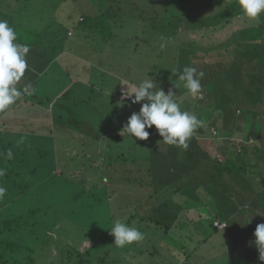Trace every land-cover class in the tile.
Wrapping results in <instances>:
<instances>
[{"label": "rangeland", "instance_id": "rangeland-1", "mask_svg": "<svg viewBox=\"0 0 264 264\" xmlns=\"http://www.w3.org/2000/svg\"><path fill=\"white\" fill-rule=\"evenodd\" d=\"M8 1H12L13 9L19 10L18 13L23 12L21 9L26 12L29 9L37 17V0ZM40 1L46 5L48 3L49 8L46 6V10H50L51 16L64 18L63 22L68 19L66 12L71 8L75 24L69 22L56 26L54 23L63 41L59 42L58 47L55 46L58 52L49 54L50 57L58 58L59 62L52 66V71L45 78L50 91V103H46L47 99H42L43 106L29 105L18 110L14 118L22 120V123H12V119H8L9 126L14 129L12 131H18L11 134L21 130L26 132L30 127L39 129L33 134H27L26 145L17 149L19 155L16 159L11 158L12 162L21 161L20 167L15 164L16 170H12L14 173L0 177V185L7 189L5 197L0 199V237L6 235L19 244L7 256L6 264H177L180 259L186 261L188 255L192 254L195 255L193 260L203 261L198 264H249L243 259L245 254L234 252L232 245L242 247L245 244L240 227L244 229L243 235L247 230L253 234L255 226L252 224H256L253 221L256 216L250 212L257 204L263 202L264 205L262 121L259 122L261 127L255 131L262 147V157L257 159L256 153L252 156L250 153L249 158L254 166L246 162L247 173L244 177L237 175V178L232 174L237 169V158L231 157L228 164H213L215 174L212 176L189 173L187 178L191 181L184 182L183 178L186 177H181L183 169L180 165L179 169L173 168V157H169L171 151L165 144L153 151L152 161L148 162L140 156L141 150L138 151L139 146L135 144L138 143L137 138L132 140L127 134L119 140L109 137H114L113 130H121L130 115L140 109V104L129 106L128 102L123 107L118 106L122 91L126 89L120 83L128 81L138 84L150 77L156 83L161 82L156 74L151 73L153 69H164L154 50L164 47L166 57L170 58L174 43L184 41L206 49L225 42L242 27L257 25L260 18L253 20L243 17L241 10L235 11V15H230L229 19L217 17L215 14L223 8L219 0H190L188 5L193 4L196 9L195 12L190 11V14L198 15L197 18L192 22H185L187 10H180L182 26L177 33V40L162 43L156 36L150 37V40L145 35L135 37L137 31L126 25L127 21H121V15L123 19L130 20L133 14L137 20H143L140 22L148 25L152 21V15L157 16V19L165 15L166 0H68L69 6L63 3L64 0H38ZM56 3L59 4L55 5ZM102 3L112 4L102 8ZM5 7L0 1V9ZM83 13L96 16L97 23H81L85 16H82ZM105 13L116 20L107 21L104 25L102 18ZM19 19L22 26L29 25L28 16L23 15ZM134 23V28L138 29L137 23ZM30 25L36 26L35 20ZM71 34L73 35L70 36ZM80 37L85 40L79 41ZM67 39L70 44L66 43ZM136 41L139 42L138 45ZM70 78L73 81L71 85L79 81L73 89L69 86ZM102 78L109 81L108 89L105 90L114 92L115 96L103 92L94 94L95 101H91L89 105L88 102H81L82 95H75V91L83 92L86 97V92L92 91L90 87H86L87 91L84 92L85 86L82 83L97 84L93 85L97 90L106 86ZM177 79L178 76L174 75L160 87H164L166 93L171 88L181 108L197 116L198 104L204 106L205 103L200 102L204 92L198 98H193ZM174 81L177 88L174 87ZM50 106L51 111L54 107V113L50 112ZM100 108L103 109L99 113L102 116L96 115ZM109 110L118 112L114 117L115 125L106 135L104 130L110 127L107 116L111 113ZM11 111L10 109V114ZM122 111L125 112L123 116ZM5 113H9V110ZM25 115L30 117L25 118ZM214 115L217 124H211V121L205 123L206 132L204 135L198 134V137L200 144L216 154L221 161L224 156L217 149L227 145V139L237 141L235 146L238 149L242 142L255 141V138H247L245 128L237 131L227 129L221 111H215ZM249 121L250 119L247 121L248 126ZM156 134L158 137L157 132ZM35 142L40 149L34 147ZM159 144L161 140L153 138L152 145ZM229 144L232 146L233 143ZM29 149L34 150L30 152ZM7 159L9 157L6 155V162H0V169L5 174L9 170L10 161L7 162ZM232 161L235 166L231 169L234 164ZM256 161L260 163L258 167ZM157 169L163 173L155 176L154 174H158ZM257 187L260 188V194L254 198V189L257 190ZM196 189L195 196L198 198L193 196ZM183 193L190 194L188 201L175 198L181 197ZM160 201L167 204L168 210L177 212L179 207L177 209L174 202L193 208L197 214L203 215V223L201 220L197 221L199 218L195 214L192 221L184 223V227L167 232L163 225V222H169L167 215L147 213L150 202L159 204ZM208 209L215 215H221L222 212L234 214L232 217L236 220L230 225V231L219 229L211 232L205 222L207 220L212 227ZM14 216H21L23 222L19 224L7 221ZM117 219L138 228L144 233V239L124 248L116 247L110 230ZM253 243V249L258 251L257 245ZM229 246L232 247V254H229ZM205 255L211 256V259ZM256 257H259V251ZM259 264H264V261L260 260Z\"/></svg>", "mask_w": 264, "mask_h": 264}, {"label": "trees", "instance_id": "trees-1", "mask_svg": "<svg viewBox=\"0 0 264 264\" xmlns=\"http://www.w3.org/2000/svg\"><path fill=\"white\" fill-rule=\"evenodd\" d=\"M5 7V9H0V19L7 20L9 25L12 26L18 36V43L28 44L30 46V52L27 55V61L29 65V69L26 71L25 76L22 78V80L19 82L17 87L22 88L25 84L31 83L34 92L31 96H25L19 101L15 106L11 108V114L13 116L18 113V110H22L29 105L37 104V105H44L42 103V99H47L46 103H50L51 101L50 96L48 94L50 91L47 89L48 86L45 84V89L43 90L44 93L40 92L42 91V83L40 84V87L38 91L36 90L38 88V83H40V74L45 72L47 70L48 66L50 65V62H52V57H50L49 54H51V51L55 49V46L58 47L59 42L63 41L61 36V33H59V30L55 28L54 23L56 26L60 24H67L69 22H73L74 16L71 14L73 13L72 9L69 8V11H67L68 19H65L63 22V19L51 16L50 10H46L49 8L48 3L47 5L43 3V1L38 2L36 1V5L38 7V15L37 17L33 16V12H29L30 10L27 9V12L23 10V12H20L19 10L16 11L15 8L13 9V3L12 1L8 0H0ZM30 1V0H27ZM68 0H64V4L67 3ZM190 0H166L165 4V15H163L160 19H157V16L152 15V21L150 24L146 25L144 22H140L143 20H137V18L133 17V14L130 16V20L123 19V15H121V21L126 22L125 24L128 26H131L134 31H137L135 33V37H144L150 40V37L156 36L158 40H161V42H169L173 41L174 39L177 40V33H179V29L182 26V19L180 17V10H187V16L185 19V22H192L194 21L196 16L190 14L191 12H195L196 9L191 4L189 6ZM220 6L223 8H219L220 11L215 14V16L225 17L226 19H229V16L234 14L235 11L241 10L238 4V0H219ZM59 3H56L55 5H58ZM63 4V5H64ZM103 4V3H102ZM109 4H103L101 5L102 8L108 7ZM12 6V8H11ZM69 6V4H68ZM191 11V12H190ZM228 11L227 14H223L220 12ZM12 12V13H11ZM71 12V13H70ZM25 13V14H24ZM83 13L82 16L84 18L82 21H79L81 23H84V25H91L92 23H97L95 21L96 16H91L90 14ZM213 14V13H212ZM28 16L29 17V25L28 26H22L20 24V19L22 16ZM213 16V15H212ZM211 17V16H209ZM207 17V18H209ZM135 18V20H133ZM202 18V17H200ZM260 22L257 25H249L242 27V29L237 30L228 40H226L223 43L216 44L215 46H211L206 49H202L201 47L196 46L193 43H186L180 42L178 44L174 43L172 51V57L167 58L165 55V49L164 47H161L160 49L154 50L156 54L160 57V60L164 66V69L160 71H156L153 69L151 71L152 75L156 74L159 79H161V82L158 83L159 86L165 81H168L172 78L173 73L171 72L173 69H179L180 71L183 70L185 66L189 67H196L198 70L204 72V77L201 80L202 84V92H204V97L202 100H200L201 104L203 102L204 106L198 104V115L197 117L204 121V127L199 128L194 137L188 142L189 147L187 150H184L182 148L167 145L161 142L159 145H152L153 138H159L162 141V137L158 136L156 134L155 126H153L151 129H146L149 131L150 135L147 140H139L135 137H132L131 139L136 141L138 143H135L136 146H139L138 151H140V156L144 157L143 159L150 162L152 161V153L155 149L158 148V146H168V149L171 151L169 154V157H173V168L179 169V165L184 171H187L186 174H192L195 175H201V174H208L213 175L215 174L213 164L217 162H221L222 164L230 161L231 157L237 158V169L232 173L234 177H238L237 175L244 177L247 173V170L245 168L246 162H250L249 165L254 166V163L251 164V159L249 158L254 153L255 158H261L262 153L260 152L262 150V147L260 146V143L258 141V138L255 136L257 131L261 125H259V122L262 121V125L264 126V14H262L260 17ZM19 19V21H18ZM157 19V20H154ZM35 20V25H30V22H33ZM37 20V21H36ZM116 19L113 17H108V14L105 13V15L102 18V23L105 25L107 21H115ZM187 20V21H186ZM200 20V19H198ZM137 23L138 29L134 28ZM198 22V21H196ZM101 26V25H100ZM99 26V28H100ZM103 27V26H102ZM115 35V32L113 33ZM71 34L70 36H72ZM132 35V34H131ZM155 37V38H156ZM83 41L84 38L80 37ZM78 40V39H77ZM66 43H69V39L65 40ZM70 44V43H69ZM139 42L136 41V45H138ZM37 47V48H36ZM169 47V46H168ZM57 62V61H56ZM56 65V64H54ZM58 65V63H57ZM56 67V66H55ZM51 72V70H50ZM48 71L46 74H50ZM48 74L46 76H48ZM45 75V74H44ZM77 75H80L77 73ZM102 81L106 86H103L97 90L94 86L97 84H91L88 85L83 84L85 86L84 92L87 91L86 87H90L89 89L92 90L90 93L86 92V97L83 96V92H76L75 95L81 97V102H88V104H91V101H95L94 96L98 95V91L101 93L107 88L108 79L102 78ZM79 82V81H78ZM74 83V85H71L70 89H73L75 85L79 83ZM70 84L72 83L70 79ZM73 84V83H72ZM103 84V83H102ZM38 85V86H36ZM94 85V86H93ZM41 88V89H40ZM125 88L127 89V86L125 85ZM164 88V87H162ZM125 89V90H126ZM40 90V91H39ZM82 91V90H81ZM92 92V94H91ZM105 92V91H104ZM117 93V92H116ZM95 94V95H94ZM107 94L114 95V92H108ZM102 95V94H101ZM56 96V94H55ZM54 96V97H55ZM115 96V95H114ZM113 96V97H114ZM45 97V98H44ZM80 99V98H79ZM199 102V101H198ZM127 104H131L130 100H128ZM131 105H137V104H131ZM138 106V105H137ZM55 110V109H54ZM61 111V109L59 108ZM103 109H98V113L96 115H100L99 113L103 112ZM31 111V110H30ZM28 111V112H30ZM110 111V110H109ZM215 111H221V114L225 118V126L227 129H230L232 131H237L239 128L244 129L247 133V138H255V141L252 140V142H240L239 149L235 144L238 142L234 141L231 142L229 139H227V145L223 147H218V153L222 156H224L223 161L221 159H218L216 154H212L210 150L206 149L205 146H202L200 144V139L198 137V134L202 133L204 135L205 131V123L211 121V124H217V121L215 120ZM57 112V111H56ZM111 113L107 116L109 117L110 121H108V124L110 127L105 128L104 132L110 131V129L113 128L115 125L114 117L115 114L118 112L110 111ZM10 113V110H9ZM32 114V113H31ZM30 114V116H31ZM6 113H0V162H4L6 155L8 152L12 153L11 158L19 155L17 153V149H22L23 146L16 145V142L19 138L18 133L14 134H5L3 127L7 128V119L5 118ZM34 116V114H32ZM125 115V112H121V116ZM29 116V115H27ZM29 116V117H30ZM102 116V115H100ZM103 118H106L104 116ZM12 120H15V118H9ZM250 119V126L247 125V121ZM257 119V123H256ZM112 124V125H111ZM247 128H249L247 130ZM39 128H33L30 127L29 129H26L27 133H34ZM264 131V127H263ZM115 136L109 137L110 139L119 140V138L123 137L121 134V130L112 132ZM231 136V135H230ZM151 137V138H150ZM229 143H233L232 146ZM253 144V145H252ZM35 147V146H34ZM27 149V147H26ZM37 149V148H36ZM34 149H29L30 152H32ZM147 150V152H146ZM227 154L229 157H227ZM233 154V155H232ZM8 156V155H7ZM122 156V154L120 155ZM139 156V157H140ZM226 157V158H225ZM11 158L7 159V162L11 160ZM138 158V157H136ZM140 159V158H138ZM181 159L183 161L181 162ZM6 162V161H5ZM234 163V161H232ZM17 167H20L22 164L21 161H10L9 162V170L6 172L5 175H8V173H14L12 170H16ZM161 164H164L163 161H161ZM260 165V163H259ZM235 166V163L231 166V169ZM12 167H15L14 169H11ZM228 170V168H226ZM158 174H154L155 176L163 173L162 171L156 170ZM18 174V172L16 171ZM194 175V176H195ZM250 176V175H249ZM155 180L157 181V177H155ZM191 181V180H189ZM188 181V182H189ZM142 184V181H141ZM176 187V186H174ZM212 188V187H210ZM186 196L182 195L183 200L188 201V197L190 194H185ZM196 193L193 192V196H195ZM173 197V196H172ZM170 197V198H172ZM198 198L197 196H195ZM163 202V201H162ZM160 201L159 204L155 203H149L150 206L149 212H147L149 215L151 214H157L163 213L162 215H167L170 219L168 223H164V229L168 232L173 228L176 229L177 226L181 225L180 222L184 221V223H189L192 221L194 214H197V211L193 212V208L191 207H185L184 204L180 206L179 202H174L175 206L179 207V212L174 210H168L167 204L164 205ZM211 214L212 222L210 227L208 223L206 222V225L209 227V230L211 232H217L219 229H226L227 231H230V225H232V222L236 219L229 218L231 215L227 214L225 217V220H220L222 222L227 223L226 227L220 228L215 224V222L218 220V217L221 215H218L208 209ZM255 211H258L256 209ZM187 212V214H186ZM190 212V213H189ZM192 215V216H191ZM230 215V216H229ZM202 214L198 213L197 217L199 218L197 221L201 222L203 221ZM183 217V218H182ZM21 216H14L11 218H8L7 221H16L20 224ZM194 220V219H193ZM180 221V222H179ZM161 225V222H159ZM183 223V224H184ZM203 223V222H202ZM259 224V221L256 224H252L256 227V225ZM184 226V225H183ZM204 226V225H203ZM200 227V226H199ZM20 229V226L17 228ZM243 227H240V233L243 238H246L245 244L243 246H235L234 252L237 251L240 254H245L243 256L244 260H247L249 264H259L260 259L257 258L258 251L254 250V243L255 239L253 234L249 233L246 235L244 233L243 235ZM107 233V232H106ZM212 235V234H211ZM207 238V237H206ZM237 243V242H236ZM19 244L16 241H13L12 239L8 238L6 235L3 237H0V264H6L8 261L7 256L10 255L12 252H14L18 248ZM231 246V245H230ZM228 247L229 254H232V247ZM196 249V248H195ZM240 250V251H239ZM155 251H158L157 249ZM255 251V252H254ZM193 252V251H191ZM195 255H188L187 258L193 259ZM207 255H205L206 257ZM195 261V260H194ZM233 262L237 263L236 260H233ZM23 264V263H22ZM193 264V263H190ZM194 264H198L196 261Z\"/></svg>", "mask_w": 264, "mask_h": 264}, {"label": "clouds", "instance_id": "clouds-1", "mask_svg": "<svg viewBox=\"0 0 264 264\" xmlns=\"http://www.w3.org/2000/svg\"><path fill=\"white\" fill-rule=\"evenodd\" d=\"M238 4L243 17L248 19H258L264 14V0H238ZM17 40L16 30L7 20L0 19V113L10 110L23 97L31 96L34 92L31 83L25 84L22 88L17 87L29 69L27 55L30 52L28 44L18 43ZM171 72L178 76L177 80L182 82L183 87L193 98L200 96L203 71L185 66L182 71L173 69ZM175 81L174 87L177 88ZM120 84L126 85L127 89L122 91V99L118 106L123 107L128 100L131 104H140L139 112H133L121 129L122 135L147 140L150 133L146 129L155 126L158 135L162 137V143L187 150L188 142L196 131L204 127L203 120L181 108L171 88L166 93L151 77L138 84L128 81H122ZM7 155L11 158L12 153L8 152ZM4 175V170L0 169V177ZM6 193L7 189L0 185V199H3ZM110 235L114 237V245L118 248L144 239L142 231L121 219L114 221ZM253 236L259 251V259L264 261V223L256 225Z\"/></svg>", "mask_w": 264, "mask_h": 264}, {"label": "crops", "instance_id": "crops-1", "mask_svg": "<svg viewBox=\"0 0 264 264\" xmlns=\"http://www.w3.org/2000/svg\"><path fill=\"white\" fill-rule=\"evenodd\" d=\"M84 40H85V38H84ZM52 52H54V53H56V52H58V51H56L55 49L53 50V51H51V53ZM53 54V53H52ZM58 60V58H56L55 59V57L53 56L52 57V62H50V65L48 66V68H47V70H45V72H43V73H41L40 74V77H41V79H40V83H38V85H36V86H38V88L36 89L37 91H38V89H39V87H40V84L42 83V91H40V92H42V93H44V87H45V83H46V80H45V78L47 77L46 75L50 72V70L52 71V66L54 65V64H57V63H59V62H56ZM48 71V73L46 74V72ZM45 74V75H44ZM71 79V81H72V78H70ZM72 83H73V81H72ZM71 83V84H72ZM71 84H69V86L71 87ZM48 86V85H47ZM99 90V89H98ZM105 91V92H104ZM103 91V94H105V93H107V91L106 90H104ZM100 94V92H98V95ZM56 97H57V95H56ZM51 99V98H50ZM57 99V98H56ZM50 102V101H49ZM128 102V101H127ZM35 106H38L37 104H34ZM49 110H50V112H52V113H54V107H53V109H52V111H51V106H50V108H49ZM57 113V112H56ZM16 115H11L10 113H6V115H5V118L7 119V128H4L3 127V130H4V133L5 134H11L12 132H18V131H12V127H10L9 126V122H8V119L9 118H13L14 119V117H15ZM26 117H29V116H27V115H25V118ZM17 122H21L22 123V120L20 121V120H12V123H17ZM38 128V127H37ZM14 130V129H13ZM111 130V129H110ZM23 130H21L19 133H18V135H19V138H18V140H17V142H16V145H20V146H23V145H26V143H27V132H22ZM110 131H108V133H109ZM106 133V135H107V132H105ZM33 134V133H32ZM35 137H36V135H34ZM36 143L37 142H35L34 143V146L37 148V149H40L39 148V146H36ZM183 161V159H181V162ZM258 164H259V162L258 161H256V165H257V167H258ZM187 173V171H184L182 174H181V177L183 178L184 176L187 178L188 176V174H186ZM186 178H183V181L184 182H188L189 181V177L186 179ZM211 189V188H210ZM260 188L259 187H257V190H255L254 189V198H255V196L256 195H258V194H260ZM197 192V189H196V191H195V193ZM261 192H263V189L261 190ZM181 195H183V196H186V195H184V193L183 194H181ZM170 197H172V196H170ZM176 199H178V198H182V196L181 197H175ZM256 209H258V211H255ZM193 212H194V210H193ZM190 213V212H189ZM250 213H252V214H254L255 216H256V218H255V220H253L254 222H258L259 221V223H263L264 222V205H263V202H262V204H257L254 208H253V210L250 212ZM186 214H187V212H186ZM222 214L223 215H221L220 217H223V218H220V217H218V220H225L226 221V218L227 217H224V215H227V214H224L223 212H222ZM195 215V214H194ZM234 214H232L229 218H231L232 219V216H233ZM192 216V215H191ZM183 218V217H182ZM198 218V217H197ZM180 222V221H179ZM205 222H207V220H205ZM184 221H183V219H182V221L180 222V224L181 225H179V226H177L176 227V229H179L181 226H183L184 224ZM184 227V226H183ZM247 229V228H246ZM249 234V232H248V230H247V233H246V235H248ZM246 239H247V236H246V238H245V242H246ZM207 258L210 260L211 259V256H207ZM197 263H199V262H201V263H203V261H196ZM190 263H195V261L193 260V259H189V258H187V260L186 261H184V260H182V259H180L179 260V262L177 263V264H190ZM157 264H164V263H157Z\"/></svg>", "mask_w": 264, "mask_h": 264}, {"label": "built area", "instance_id": "built-area-1", "mask_svg": "<svg viewBox=\"0 0 264 264\" xmlns=\"http://www.w3.org/2000/svg\"><path fill=\"white\" fill-rule=\"evenodd\" d=\"M215 224H216L217 226H219L220 228H224V227H226V225H227V223L222 222V221H220V220H217V221L215 222Z\"/></svg>", "mask_w": 264, "mask_h": 264}]
</instances>
